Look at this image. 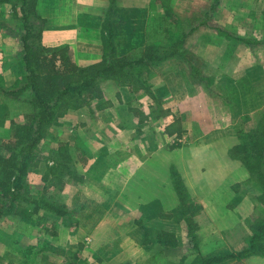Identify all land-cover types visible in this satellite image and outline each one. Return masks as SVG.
<instances>
[{
	"label": "crops",
	"instance_id": "crops-1",
	"mask_svg": "<svg viewBox=\"0 0 264 264\" xmlns=\"http://www.w3.org/2000/svg\"><path fill=\"white\" fill-rule=\"evenodd\" d=\"M30 1L32 14H23ZM23 15L42 47L68 48L80 68L156 59L125 71L133 91L102 82L105 101L68 116L92 140L121 125L124 141L85 151L75 196L100 209L89 245L68 264H205L226 255L214 264H264V255L240 256L264 188L232 156L260 141L264 175V0H0V75L12 79L23 67ZM150 79L153 99L143 88ZM5 103L0 95V110ZM100 105L105 114L92 115ZM104 123L109 130L97 132ZM160 235L176 245H160Z\"/></svg>",
	"mask_w": 264,
	"mask_h": 264
},
{
	"label": "rangeland",
	"instance_id": "rangeland-1",
	"mask_svg": "<svg viewBox=\"0 0 264 264\" xmlns=\"http://www.w3.org/2000/svg\"><path fill=\"white\" fill-rule=\"evenodd\" d=\"M32 36L31 45L37 46L39 44L36 39L37 34ZM25 71L23 66L20 69V76H13V79L9 78L10 73L0 75V95L7 101L0 110V176L3 180L5 174L6 177L12 175L11 172L15 169L14 156L17 151L15 146L20 142L16 138H11L12 126L14 123L29 125L30 120L27 121L26 116L32 118L33 115L40 113L37 102L26 86L28 81ZM125 80V83H121L122 79L116 77L113 81L120 86L127 85L133 91L134 77L129 75V79ZM14 81L16 85L11 90L10 84ZM105 81L100 79L93 91L91 90L90 96L86 95L84 99L74 97L62 102L58 109L59 115L45 129L43 138L34 149L36 158L23 177L18 194L19 201L15 202L9 213L0 218V264L49 263L52 253L55 254L52 264H57L55 261L58 259L61 261L64 257L67 262L63 263L68 264L74 260L80 246L86 247V243L89 245V240L86 239L89 237L85 232H89L96 224L93 216L98 215L100 208L87 204L86 199L82 201L76 199L77 192L74 189L81 185V166H84L83 163L88 159V156H85L88 152L85 151L89 147L94 151L100 145H111L116 142L122 146L123 132H120L121 125L113 124L111 126L115 131L112 132L118 135L110 136L108 140L100 138L92 140V137L86 135V131L90 132V128L80 129L74 119H69L80 108L96 100L105 101V97L102 96L105 93L100 90L102 88L100 83ZM147 82L143 86L146 89L144 94L149 99H153L151 96L153 92L147 91V88L154 86L155 81L150 79ZM139 83L143 84L140 81ZM22 88L24 90L20 91ZM76 106L81 107L72 109ZM96 107L91 110L94 116H100L107 108L105 105ZM155 115L158 113L153 117ZM64 118L68 119L67 123H65L67 119L63 122ZM106 124L108 123H104V127L102 124L100 127L98 125L96 131L100 133L108 131ZM10 184L11 180L6 181L3 188H0V208L4 207L9 196ZM45 203L63 208L68 214L60 217L49 213L43 209ZM254 215L253 225L257 226L260 222H264V203L259 205ZM61 230L64 232L61 233ZM79 234L82 238L78 236ZM60 255L62 258H59ZM86 255L88 254L85 251L81 252L83 260H86Z\"/></svg>",
	"mask_w": 264,
	"mask_h": 264
},
{
	"label": "trees",
	"instance_id": "trees-1",
	"mask_svg": "<svg viewBox=\"0 0 264 264\" xmlns=\"http://www.w3.org/2000/svg\"><path fill=\"white\" fill-rule=\"evenodd\" d=\"M23 5L25 4L23 3ZM25 12L32 14L33 1H30L26 5V11H23V14ZM28 19L29 17L27 15H23L24 35L22 37V46L24 54L22 64L26 70L25 73L28 81L26 86L29 88L32 98L37 102L40 113L33 115L32 118L26 116V120H30L29 125L14 123L12 126L11 138H16L20 142L15 146V150L17 151L14 156V160H16L14 164L15 169H13L14 172L12 171V175L10 174L8 177L5 174L4 180L0 176V188H3L6 181L11 180L8 189L9 196L4 207L0 208V218L5 216L6 213H9L15 202L19 201L18 194L22 187L23 177L26 175L30 164H32L31 162L36 158L34 149L39 143V140L43 138L45 129L59 115L58 109L62 102L74 97L84 99L86 95L90 96L91 90L93 91V88L100 79L108 81L115 80L116 77H119V79H122L120 82L125 83V79H129V74L124 75L127 69L131 70L141 67L144 65V62L149 65L156 60L155 57L146 58V60L110 62L104 59L99 64L80 68L72 62L68 48L48 49L42 47L40 44L37 46L31 45L33 36L31 33L32 28L28 26ZM37 40H40V36H38ZM153 56L157 55L154 54ZM157 58L158 62L165 60V56L162 59L158 56ZM23 90L24 88L20 89V91ZM80 107L76 106L72 109H78ZM262 148L263 145L261 142L254 140L247 145L244 144L243 146L236 147L233 150L232 156L240 159L248 171L257 177L259 183L264 188V175L261 172ZM252 160L253 162H250ZM178 193H181V188H178ZM43 209L60 217H65L68 214L63 208L53 206L50 203H45ZM165 236L167 237L165 238L163 235H160L158 237V243L162 246L174 247L176 242L171 238L173 236ZM263 242L264 222H260L254 230V235L249 242V248L241 253L240 256H249L252 254L264 255ZM232 257L233 255H226L217 259L214 258L205 264L218 263Z\"/></svg>",
	"mask_w": 264,
	"mask_h": 264
}]
</instances>
